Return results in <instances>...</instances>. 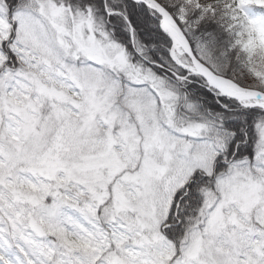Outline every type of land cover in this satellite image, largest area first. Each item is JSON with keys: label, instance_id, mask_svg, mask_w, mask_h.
<instances>
[{"label": "snow or ice", "instance_id": "snow-or-ice-1", "mask_svg": "<svg viewBox=\"0 0 264 264\" xmlns=\"http://www.w3.org/2000/svg\"><path fill=\"white\" fill-rule=\"evenodd\" d=\"M0 264H264V0H0Z\"/></svg>", "mask_w": 264, "mask_h": 264}]
</instances>
